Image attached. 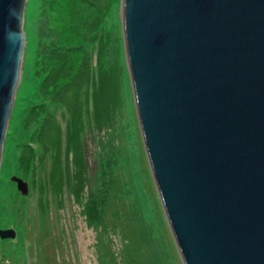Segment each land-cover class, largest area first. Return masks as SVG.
Instances as JSON below:
<instances>
[{"label":"water","instance_id":"1","mask_svg":"<svg viewBox=\"0 0 264 264\" xmlns=\"http://www.w3.org/2000/svg\"><path fill=\"white\" fill-rule=\"evenodd\" d=\"M25 4L0 0V165ZM120 6L143 146L182 264H264V0Z\"/></svg>","mask_w":264,"mask_h":264},{"label":"trees","instance_id":"2","mask_svg":"<svg viewBox=\"0 0 264 264\" xmlns=\"http://www.w3.org/2000/svg\"><path fill=\"white\" fill-rule=\"evenodd\" d=\"M117 1L40 0L34 74L39 80L37 93L41 100L25 109L23 122L32 125V132L29 143L21 145L19 162L26 176L27 163L35 153L31 143L40 144L43 153L38 170L59 207L64 184L79 199L86 183L88 195L84 197L83 213L91 214V204L94 209L97 204L95 222L90 223L106 235L115 232L122 244L117 252H108L105 264H173L165 238L154 236L138 199L126 193L125 176L110 168V159L117 154L111 131L116 106L122 101L123 68L119 65L120 30L116 26L105 28L104 21ZM90 43L92 49L87 48ZM106 74L114 75V96L101 103L98 93ZM87 129L95 130L104 143L102 159L106 167L92 182L84 155Z\"/></svg>","mask_w":264,"mask_h":264},{"label":"rangeland","instance_id":"3","mask_svg":"<svg viewBox=\"0 0 264 264\" xmlns=\"http://www.w3.org/2000/svg\"><path fill=\"white\" fill-rule=\"evenodd\" d=\"M39 5L40 0H26L24 7L21 77L2 150L0 227L13 228L15 235L8 238L0 237V264H105L108 252L110 250L117 252L122 244L115 232L111 231L106 235L90 223L95 222L97 204L95 209L94 203L91 204V214L83 213L84 197L88 195L86 183L82 187L79 199L73 196L64 184L59 207L57 198L48 188L46 189L42 172L38 170L39 157L43 153L38 142L31 143L35 153L32 161L27 163L26 176L20 166L21 145L29 143L32 132V125L23 122L25 109L28 105L41 100L38 99L40 96L37 93L39 80L34 74ZM120 5L121 0H118L104 21L105 28L116 26L120 30L119 65L123 68L120 76L122 101L120 106H116L115 123L111 131V138H114L117 145V154L110 159L112 160L110 168L120 170L125 176L123 179L126 193L129 198L138 199L142 215L151 225L154 236L165 238L170 262L175 264L182 261L164 215L143 146L126 64ZM92 44H87V48L92 49ZM113 79V74H106L103 77L98 93L101 103L109 101L114 96ZM57 116L61 119L59 111ZM85 139L87 175L92 182V178H98L101 168L106 167L102 159L104 143L97 138L95 130L87 129ZM64 148L65 138L62 142V149ZM68 157L70 158V155ZM46 158L47 156L43 161ZM62 158L64 161V153ZM13 174L25 177L29 182L27 194L23 195L17 190L15 182L10 179ZM99 184L101 186V181Z\"/></svg>","mask_w":264,"mask_h":264},{"label":"clouds","instance_id":"4","mask_svg":"<svg viewBox=\"0 0 264 264\" xmlns=\"http://www.w3.org/2000/svg\"><path fill=\"white\" fill-rule=\"evenodd\" d=\"M10 14H11V15H15L14 10H10Z\"/></svg>","mask_w":264,"mask_h":264}]
</instances>
